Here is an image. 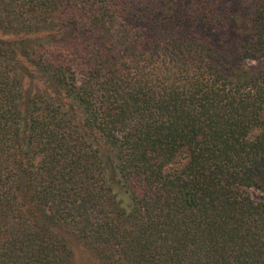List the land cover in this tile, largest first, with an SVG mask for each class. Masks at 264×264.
Segmentation results:
<instances>
[{
  "label": "trees",
  "instance_id": "obj_1",
  "mask_svg": "<svg viewBox=\"0 0 264 264\" xmlns=\"http://www.w3.org/2000/svg\"><path fill=\"white\" fill-rule=\"evenodd\" d=\"M250 190L264 0H0V264H264Z\"/></svg>",
  "mask_w": 264,
  "mask_h": 264
},
{
  "label": "rangeland",
  "instance_id": "obj_2",
  "mask_svg": "<svg viewBox=\"0 0 264 264\" xmlns=\"http://www.w3.org/2000/svg\"><path fill=\"white\" fill-rule=\"evenodd\" d=\"M26 83L28 86L30 85V87L34 86V84L31 82L27 81ZM249 194L253 200H260L264 196L262 193L256 190H250ZM71 247L74 253L75 264H88L89 256L85 250L75 242H72Z\"/></svg>",
  "mask_w": 264,
  "mask_h": 264
}]
</instances>
